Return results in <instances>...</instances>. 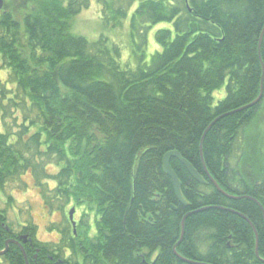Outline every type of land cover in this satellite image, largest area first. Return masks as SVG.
Listing matches in <instances>:
<instances>
[{"label":"trees","instance_id":"trees-1","mask_svg":"<svg viewBox=\"0 0 264 264\" xmlns=\"http://www.w3.org/2000/svg\"><path fill=\"white\" fill-rule=\"evenodd\" d=\"M99 2L115 28L132 10L141 50L134 66L108 37L73 33L90 0H33L21 25L25 44L8 1L0 11V194L31 173L50 210L81 211L77 234L69 220L53 227L58 243H42L33 225L22 226L34 239L24 245L30 264H47L49 254L70 264H140L144 251L157 249V264H187L175 246L201 264H264V142L247 135L264 95L216 121L200 149L216 118L261 92L264 0ZM159 24L161 50L146 62L147 33ZM174 150L205 179L170 159L185 204L163 166ZM7 221L0 209V250L19 234ZM0 264L27 262L10 244Z\"/></svg>","mask_w":264,"mask_h":264},{"label":"rangeland","instance_id":"rangeland-1","mask_svg":"<svg viewBox=\"0 0 264 264\" xmlns=\"http://www.w3.org/2000/svg\"><path fill=\"white\" fill-rule=\"evenodd\" d=\"M8 10L13 12L15 19L20 23L21 37L19 42L26 43L25 30L22 22L23 17L30 12L33 0H8ZM4 8L1 11H4ZM1 14V12H0ZM131 14L123 20L118 27L109 26L105 23L102 6L99 0H90V7L83 9L73 20V33L85 36L91 41L97 40L100 36L109 38L110 44H119L122 47L123 60H130L135 65V53L140 54L138 49V36L131 27ZM164 25L159 24L147 33V46H143L146 62H149L152 54L161 50L156 43L155 32ZM143 31V30H141ZM2 78L6 77L5 72L0 73ZM226 96L225 87L214 92V102L217 103ZM3 122L0 115V131H3ZM247 135L257 136V139L264 142V100L258 111L257 117L247 128ZM50 186H53L51 183ZM0 209L4 210L9 224L16 232L22 226L33 225L36 228V239L42 243L57 242L59 233L53 227L64 226L69 218V212L74 207L69 204L65 211L59 208V204H54L50 210L41 195V188L36 184V180L31 173L21 175L17 180L12 179L7 183L5 193H1ZM11 199H10V198ZM59 208V209H58ZM81 211L74 213V219L80 218Z\"/></svg>","mask_w":264,"mask_h":264},{"label":"water","instance_id":"water-1","mask_svg":"<svg viewBox=\"0 0 264 264\" xmlns=\"http://www.w3.org/2000/svg\"><path fill=\"white\" fill-rule=\"evenodd\" d=\"M6 1H7V0H0V11L4 8V5H5ZM263 34H264V29H263L262 34H261L260 45H261V42H262ZM262 68H263V75H262V83H261V92H260L259 96H258L253 102H251V103H249V104H247V105H245V106H243V107H241V108H238V109H236V110H234V111H232V112H229V113H227V114H224V115H222V116L216 118V119L211 123V125L209 126V128L206 130V132L204 133V136H203V138H202V140H201V146H200L201 154H202V152H203V142H204V137H205L207 131L210 129V127H211L216 121H218L221 117H223V116H225V115H228V114H230V113L239 112V111L245 110V109H247V108H250V107H252V106L258 104V103L262 100L263 95H264V63H262ZM172 157H175V158L179 159V161L182 162L183 165L187 168V170L189 171V173L191 174V176H192L194 179H196L198 182H200V183H205V179H204L203 176H202V175H201V174H200V173L194 168V166H193L188 160H186V159H185V158H184V157H183L178 151H176V150H174V151H170V152H168V153L164 156V160H163L164 170H165V172L170 176V178H171V180H172V182H173V186H174L175 192H176V194H177V197L179 198V200H181L182 203L185 204L186 201L183 199V197H182V193H181V182H180L178 176L176 175L175 171L173 170V168L171 167V164H170V159H171ZM213 182H214L215 186L217 187V189H218L221 193H223V194H225V195H227V196H229V197H231V198H241L240 196H232V195L227 194L226 192H224V191L219 187V185H218L215 181H213ZM256 202L259 204V202H258L257 200H256ZM259 205H260V204H259ZM260 206H261V205H260ZM261 207H262V206H261ZM75 211H76V209H75V207H73V208L70 210V212H69V218H70V220L72 221V224H73L74 230H75V228H76V222L74 221V213H75ZM192 213H194V212H192ZM188 215H189V214H187V215L185 216V218L183 219V221H182V235H181V239H180L179 243L182 241L183 236H184V231H185V225H184V224H185V219H186V217H187ZM242 216H243V215H242ZM243 217H244V216H243ZM244 218H245V217H244ZM246 219H247V218H246ZM247 220L249 221V219H247ZM249 223L252 225V223H251L250 221H249ZM252 226H253V225H252ZM5 228L8 229V226L5 225ZM253 229H254L255 234H256V249H255V253H256L257 258L261 259L260 254H259V235H258L257 230L254 228V226H253ZM27 238H28V236L25 235V236H23L21 239L23 240V242H26V241H27ZM10 244H16V245H18V246L21 248V250H22V252H23V254H24V256H25V258H26V260H27V255H26V253H25V249H24V247H23V244H22L20 241L16 240V239H8V240H6L5 248H4L3 250H0V256L4 255V254L8 251V249H9V245H10ZM174 252H175V254H176L179 258H181V259H182L183 261H185V262H188V263H190V264H201V263H198V262H195V261H193V260H190V259H187V258H185V257L180 256V255L177 253V251H176V246H175V248H174Z\"/></svg>","mask_w":264,"mask_h":264},{"label":"flooded vegetation","instance_id":"flooded-vegetation-1","mask_svg":"<svg viewBox=\"0 0 264 264\" xmlns=\"http://www.w3.org/2000/svg\"><path fill=\"white\" fill-rule=\"evenodd\" d=\"M68 220H69V223H70V225H71V229L74 231V233L75 234H77V231H76V229H77V227L79 226V222H80V218L76 221L75 219H74V221L76 222V228H75V230H74V227H73V224H72V221L70 220V218H68ZM54 230H56L58 233H59V235H60V237H59V240L61 239V237H62V234H61V232L59 231V230H57V229H54ZM8 232H9V228H8V230H7ZM15 231V230H14ZM22 231V229L19 231V232H17V233H19L16 237H11V238H8V239H16V240H18V241H20L22 244H23V247H24V245H26V244H29V245H33L34 244V239L30 236V234L29 233H23V232H21ZM25 235H27L28 236V238H27V241L26 242H23V240L21 239L23 236H25ZM58 240V241H59ZM58 241L56 242H49V243H58ZM16 245V244H15ZM18 246V245H17ZM9 247H10V245H9ZM19 247V246H18ZM20 248V247H19ZM21 249V248H20ZM25 249V248H24ZM9 250V249H8ZM25 253H26V251H25ZM55 253H57V252H55ZM54 253V254H55ZM144 253H145V257L142 259V262L140 263V264H157V260H158V256H159V250L157 249V250H155V251H144ZM27 255V254H26ZM25 257V256H24ZM183 257V256H182ZM26 259V258H25ZM188 259V258H187ZM180 260L182 261V262H185V261H183L181 258H180ZM26 262H27V264H30V262H29V260H28V256H27V260H26ZM185 263H187V264H190V263H188V262H185ZM47 264H70V262H69V258H67L66 257V259H62V258H58V259H56L54 256H52V255H48V257H47ZM175 264H179V263H175Z\"/></svg>","mask_w":264,"mask_h":264}]
</instances>
